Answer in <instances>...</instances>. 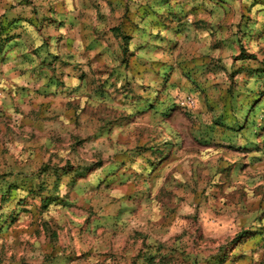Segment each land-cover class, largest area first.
<instances>
[{
    "label": "rangeland",
    "instance_id": "obj_1",
    "mask_svg": "<svg viewBox=\"0 0 264 264\" xmlns=\"http://www.w3.org/2000/svg\"><path fill=\"white\" fill-rule=\"evenodd\" d=\"M58 1L0 0V30L11 29L15 9L46 16L63 10ZM83 7L100 13L106 29L146 8L166 39L207 33L218 89H204L186 110L178 100L192 95L171 90L166 75L155 91L171 110L151 116L155 96L138 110L135 86L116 83L107 67L66 92L68 109L46 115L24 71L8 72L0 89V264H264V114L253 115L264 87L257 102L239 89L254 90V74H264V0Z\"/></svg>",
    "mask_w": 264,
    "mask_h": 264
},
{
    "label": "crops",
    "instance_id": "obj_2",
    "mask_svg": "<svg viewBox=\"0 0 264 264\" xmlns=\"http://www.w3.org/2000/svg\"><path fill=\"white\" fill-rule=\"evenodd\" d=\"M37 2L30 0L29 4L37 5ZM58 2L57 8L63 10L46 12V16L41 14L39 21L36 12L27 9H15L10 14L8 22L11 29L0 30V89L8 83V72L18 76L24 71L36 106L43 108L46 115H53L58 109H68L70 101L66 92L83 90L86 76H92L91 70H98L95 73L100 76L101 71L108 67L110 77L116 83L119 78L128 79L127 82L135 86L137 95L134 99L138 110L145 108L146 104L150 109L152 104L146 100L150 93L155 96L156 104L150 110L153 113L151 116H164L167 110H171L160 96L157 97L159 91H155L161 90L157 87L163 84L166 75H170L167 86L171 90L188 91L199 102L204 98V89L216 90L215 73L211 71V63L208 64L213 48L207 33L204 32V37L198 36L196 30L192 36L180 33L177 38L166 39L169 37L166 31L160 24H153L146 8L126 15L125 27L118 29L119 25H115L114 29H106L101 27V19H98L100 13L85 12L84 7L80 9L83 0ZM53 7L56 9V5ZM122 16L124 14L117 15L116 19ZM157 17L158 20L161 18ZM176 51L177 54H174ZM252 79L254 90L245 85L239 89L243 93H252L255 102L261 101L262 92L259 90L264 87V74L255 73ZM20 82L23 83L22 80ZM251 82L249 79L248 83ZM150 87H154L153 91L149 90ZM140 101L145 105H140ZM200 107V113H203ZM207 110L210 111L205 107ZM258 112L264 114V106L258 107L253 115Z\"/></svg>",
    "mask_w": 264,
    "mask_h": 264
},
{
    "label": "built area",
    "instance_id": "obj_3",
    "mask_svg": "<svg viewBox=\"0 0 264 264\" xmlns=\"http://www.w3.org/2000/svg\"><path fill=\"white\" fill-rule=\"evenodd\" d=\"M196 100L192 96H185L178 100L179 107L186 109V110H193L196 107Z\"/></svg>",
    "mask_w": 264,
    "mask_h": 264
}]
</instances>
